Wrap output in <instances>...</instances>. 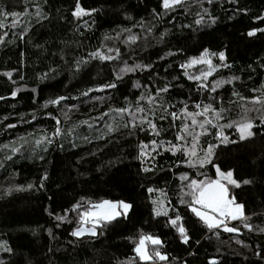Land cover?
Listing matches in <instances>:
<instances>
[{
	"label": "trees",
	"instance_id": "1",
	"mask_svg": "<svg viewBox=\"0 0 264 264\" xmlns=\"http://www.w3.org/2000/svg\"><path fill=\"white\" fill-rule=\"evenodd\" d=\"M76 3L0 0L7 12L21 14L14 27L11 16L0 17L5 25L0 28V264H264V125L259 121L264 104L251 102L253 97L264 100V31H259L264 29V0H186L172 9H164L162 0H79L85 14L73 16ZM129 35L137 40L127 41ZM108 48L119 49V56ZM204 49L215 54L210 55L214 75L234 74L238 79L216 91L209 80H190L188 75L197 73L181 65ZM97 50L114 59L93 58L90 53ZM220 52L225 53L223 62ZM125 65L150 67L121 74ZM113 82L116 88L95 90ZM201 82L207 86L199 87ZM165 87L166 92L158 93ZM90 88L94 90L87 96L81 95ZM58 96L67 99L44 107ZM138 98L158 136L147 124L145 131L137 127L130 133L122 126L128 114L121 119L112 111L128 107L135 112ZM204 104L225 109L219 124L235 121L250 109L254 135L241 141L235 128L224 129L236 142L218 143L215 130L207 126L199 148L217 146L211 163L193 168L184 162L182 151L174 155L168 148L184 144L175 139L186 122L183 110L199 111ZM106 124L120 126L106 134ZM56 128L60 135H54ZM41 137L52 143L37 145ZM141 142L147 155L138 158ZM212 164L222 172L231 170L239 183L225 181L229 196L243 205L244 217L227 223L236 232L209 230L181 203L180 189L187 181L180 177L215 179ZM103 199L122 200L131 207L102 223L96 236L70 235L78 226L72 205ZM153 200L164 201L167 216L153 214ZM176 215L181 217L177 227L186 230V243L168 223ZM141 234L162 241V246L147 247L166 255V261H139L133 248Z\"/></svg>",
	"mask_w": 264,
	"mask_h": 264
},
{
	"label": "snow or ice",
	"instance_id": "2",
	"mask_svg": "<svg viewBox=\"0 0 264 264\" xmlns=\"http://www.w3.org/2000/svg\"><path fill=\"white\" fill-rule=\"evenodd\" d=\"M209 3L212 2V0H208ZM235 2V0H233ZM183 3V0H162V7L164 9H172L173 7L180 6ZM94 11V10H93ZM39 14V11L37 12ZM82 14H85V10L81 8L79 0H77L75 11H73V16H80ZM20 13L17 12H7L4 8L0 7V17L7 18L11 16L12 19V25L15 26L17 23V18L20 16ZM203 17L200 19H197L195 21L196 24H200ZM5 25L3 23V20H0V28H3ZM123 31L130 32V29H124ZM150 31V30H149ZM257 30H250L247 34L248 36H253ZM259 31H264V29H259ZM119 35V34H117ZM105 39H111V37H105ZM0 40H3V36H0ZM137 40V36L135 35H129L127 37V41L129 42H135ZM116 51L117 56H119V49H113L108 48V52ZM90 55L93 58L99 57L100 60H112L114 59L111 55H105L101 54L99 50H97L94 53H90ZM210 55L215 54H209L208 49H204V51L200 54L199 58H192L190 59L186 64H182V68H188L192 67L196 64H206L208 65L207 71H201L199 76H192L188 75L186 72L185 75H188V78L190 80H196V81H207L208 77L212 75V73L215 71L216 66L212 64V61L210 59ZM219 60L223 62L225 60V53L220 52L218 54ZM150 67V65H133L131 67L125 65L120 69V73H130L133 72L135 68H147ZM5 76H11L10 72L4 73ZM116 79H121L120 75L116 76ZM238 79V78H234ZM224 83H231V80L224 81L219 80L215 81L213 84V91L216 88L221 87ZM199 87L203 88L207 85L201 82ZM116 83H107L104 85L99 86L96 91H103L104 89L108 88H116ZM134 87H139V85H134ZM262 88H264V85H262ZM94 89H88V91L81 93L83 96H87L88 92L93 91ZM33 92L36 90L33 89ZM167 87L163 89H158L159 92H166ZM253 91H256V89H253ZM17 95V90H13L11 92V96L15 97ZM233 95H239L236 92H233ZM0 99H4L3 97H0ZM67 99V97L58 96L55 99H50L45 102L44 107H47L48 105H58L61 101ZM74 99V98H73ZM127 99V98H125ZM141 98H138L137 100V106L135 109V112H130L128 107L123 108H116L113 109L115 113L118 114V116L123 119L124 114L127 113L129 119L126 123H124L122 126L124 128H128L130 133L131 130L136 129L139 127L140 131H145L143 125L147 124L148 128L151 130V132L155 135H159L160 132L157 129V126L155 123H153L152 120L147 118V115L144 114L145 110L143 107L139 106V100ZM148 101L155 103V100L153 96L148 95L147 96ZM243 99V97H241ZM253 104H264V100H262L259 97H253L252 101ZM195 107L197 109H201L200 104H196ZM243 107V106H241ZM165 111L167 109L165 108ZM247 111H250V109L245 110V114L239 119L235 121H229L225 124H219L218 121L221 119H224L223 113L225 112V109L221 108L219 110H216L213 108L212 104H204L202 106V110L195 111V112H189L186 109L183 110L184 116L186 118V122L182 124L180 131L176 134V141H184V144L181 145L179 143L177 144H170L168 151H171L174 155L177 151H182L185 159V163L189 167H199L204 168L206 164L211 163L213 152L216 144H209L206 149L199 148V139L202 135H205L208 131L207 126L211 125L212 128L215 130V139L218 143H235V140H229L228 135L225 134L223 131L224 129H230L235 128L236 133L239 134V140L243 141L247 138H251L254 135L253 132V122L252 119H250L247 116ZM137 113H141L139 118H137ZM48 115H51L50 113ZM67 115V114H65ZM103 115L107 116L108 113H104ZM173 119H178L176 116V113L171 114ZM197 117H203V119H197ZM211 117V118H210ZM55 119V117H52ZM32 119H36L35 116L32 117ZM160 119H164L163 116L160 117ZM187 120H190V124L187 122ZM215 121V122H214ZM259 121L261 125H264V115L259 116ZM59 121L57 120V124ZM82 123H86L82 122ZM15 125H7V127H14ZM120 125H113V124H106L105 128L107 129L106 134H111L112 132L116 131L117 128ZM200 129V131H197L196 129ZM71 132V130H70ZM54 135H60V129L56 128V131ZM98 139H102L103 136H98ZM85 139H87L85 137ZM42 141H46L48 144L52 143V140L48 139L47 137H41L40 139L36 140V144L40 145ZM152 144H155L156 141H152ZM75 146V145H73ZM162 146V144H161ZM147 145H145L143 142L139 145V155L138 158H143L147 155L145 152V148ZM12 152L15 153L17 149L13 147ZM199 152H203V155H199ZM141 163L143 164V159H141ZM212 167L216 169V178L210 179L205 177L204 179H197V178H190L186 174L182 175L180 179L182 181H187V184L181 187V203H187L190 210L199 218L200 221L203 222V224L209 229L214 230L221 228L224 232H236L238 231L237 228L229 227L227 224L228 220H235L241 217H244L243 213V205L236 203L234 198H230L228 188L226 187L224 181H227L228 184L236 185L239 187V183L233 179V173L231 170L227 172H222L221 169L216 166L215 164H212ZM143 171H150L148 168H142ZM197 175H203V173L198 172ZM46 177H42L41 179H45ZM244 184L250 183L249 180H244ZM29 188L32 187L30 184L28 186ZM149 192L154 191L152 188L148 189ZM190 198V199H185ZM83 200V198H81ZM154 207L152 209L153 214L155 216L165 215L167 216V210L164 206V201H152ZM131 206L128 203H125L123 201H111V200H100L99 202H92V201H84V204H81L80 202H77L76 204L72 205V211L76 212L78 215L77 224L78 226L72 230L70 235L73 237L79 238L84 236L85 234L90 236H96L97 231L96 229L102 225V223H106L109 221H112L117 216L122 215V213L119 211L120 209L125 210V212L130 208ZM82 209V210H81ZM57 220H64L63 216H57ZM246 219V218H245ZM181 220V217L179 215H176L175 218L169 219L168 223L176 227V231L178 232L180 239L182 242H188V236L186 234V230L183 227V225H180L177 227V222ZM86 225H90V227H85ZM244 227L249 228L251 230V225L245 223ZM261 231H264V229H261ZM154 245V246H162V241L154 236L151 235H143L141 234L139 236L138 242L135 243V247L133 248V251L136 254V257H138L139 261H166L167 256L162 254L159 250L156 248L149 249L147 247L148 244ZM209 264H215L214 260H210Z\"/></svg>",
	"mask_w": 264,
	"mask_h": 264
},
{
	"label": "rangeland",
	"instance_id": "3",
	"mask_svg": "<svg viewBox=\"0 0 264 264\" xmlns=\"http://www.w3.org/2000/svg\"><path fill=\"white\" fill-rule=\"evenodd\" d=\"M183 1H186V0H183ZM200 57V56H199ZM199 57H197V58H199ZM210 59H211V56H210ZM211 61H212V59H211ZM213 64V63H212ZM189 69L191 70V71H195V73H197V76H199L200 75V73H201V71H207L208 70V65H206V64H196V65H194V66H192V67H189ZM234 78H238L236 75H234V74H223V75H221V76H216V75H214V72L212 73V75L211 76H209L208 77V80H209V87H210V89H211V91H213L212 89H213V84H214V82L215 81H219V80H224V81H228V80H231V83H234V81H236V79H234ZM204 82V81H203ZM228 84H230V83H224L221 87H219V88H216L214 91H216V90H218V89H221L223 86H225V85H228ZM245 114V113H244ZM244 114H240V116H239V118L237 119V120H239ZM248 114V113H247ZM249 118H252L251 116H249V115H247ZM224 183H225V181H224ZM225 185H226V183H225ZM227 187V186H226ZM231 198V197H230ZM103 200H105V199H103ZM107 200V199H106ZM116 201H122V200H116ZM124 202V201H123ZM126 203V202H125ZM237 203V202H236ZM122 214H125L126 212H125V210H123V209H120L119 210ZM238 219H240V218H238ZM238 219H235V220H238ZM231 221H234V220H228L227 221V223H229V222H231ZM85 227H90V225H86Z\"/></svg>",
	"mask_w": 264,
	"mask_h": 264
}]
</instances>
